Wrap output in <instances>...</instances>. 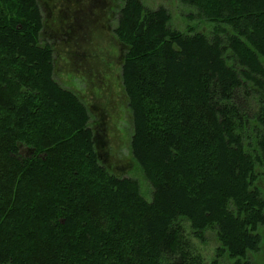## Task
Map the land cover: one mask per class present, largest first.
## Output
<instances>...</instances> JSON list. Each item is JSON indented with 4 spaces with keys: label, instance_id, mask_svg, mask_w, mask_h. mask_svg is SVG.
<instances>
[{
    "label": "trees",
    "instance_id": "trees-1",
    "mask_svg": "<svg viewBox=\"0 0 264 264\" xmlns=\"http://www.w3.org/2000/svg\"><path fill=\"white\" fill-rule=\"evenodd\" d=\"M181 2L210 36L141 0L114 31L149 202L101 165L88 108L54 78L38 0H0V264H207L185 222L238 263L260 251L264 0Z\"/></svg>",
    "mask_w": 264,
    "mask_h": 264
},
{
    "label": "rangeland",
    "instance_id": "rangeland-1",
    "mask_svg": "<svg viewBox=\"0 0 264 264\" xmlns=\"http://www.w3.org/2000/svg\"><path fill=\"white\" fill-rule=\"evenodd\" d=\"M150 9L164 7L171 16L173 29L195 31L210 36L214 25L181 0H141ZM44 17L42 42L54 50V78L65 89L78 95L90 113L101 165L111 174L136 180L142 196L152 200V187L130 152L133 124L128 99L122 85L121 68L127 52L116 37L117 13L125 0H38ZM256 187L264 198V176ZM197 252L207 264H264V228L259 252L248 254L239 263L227 253L219 255L221 244L215 230L205 239L193 237L188 222L183 223Z\"/></svg>",
    "mask_w": 264,
    "mask_h": 264
}]
</instances>
